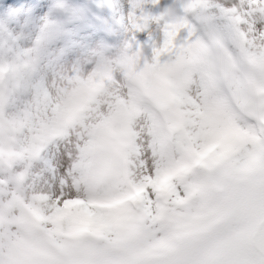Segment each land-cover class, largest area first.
Masks as SVG:
<instances>
[{
  "label": "snow or ice",
  "instance_id": "snow-or-ice-1",
  "mask_svg": "<svg viewBox=\"0 0 264 264\" xmlns=\"http://www.w3.org/2000/svg\"><path fill=\"white\" fill-rule=\"evenodd\" d=\"M0 3V264H264V0Z\"/></svg>",
  "mask_w": 264,
  "mask_h": 264
},
{
  "label": "rangeland",
  "instance_id": "rangeland-1",
  "mask_svg": "<svg viewBox=\"0 0 264 264\" xmlns=\"http://www.w3.org/2000/svg\"><path fill=\"white\" fill-rule=\"evenodd\" d=\"M99 1V2H98ZM115 1V0H114ZM120 1V5L116 4V2L114 4H110L111 7L109 5V1L107 2V0H96L97 3H99V10H102V15L101 17H99L98 19L95 17V11H88L86 13L82 12V19H84L85 21H87L89 24L93 25L95 24L94 20H98L100 23L98 25H96L97 29H95L94 33H92V39L95 42V45H99L100 43H105V44H111L114 47L115 46H119V42L122 44V40H120L119 42L117 41V39L115 38V33L117 34H123V39L124 37L127 35V33L123 30L122 25L120 23H117V19L119 17H121V5H124V9L126 10L127 8V0H119ZM42 2L47 3V4H51L53 2V0H42ZM73 3L79 5L80 7L85 4V0H72ZM3 5L2 3H0V6ZM86 9H89L88 6L84 5ZM85 9V10H86ZM47 11V8H45L43 11H41V15L39 17H43L44 12ZM6 16L8 17H12L15 16V11L13 8H10L9 5H4V9L2 11ZM112 17L116 20V30L115 32H113V34L111 35L110 38L105 39L102 36V32L104 31V28L106 27L104 24L107 23L108 18ZM36 22H39L38 20ZM86 24V23H85ZM91 28V27H90Z\"/></svg>",
  "mask_w": 264,
  "mask_h": 264
},
{
  "label": "bare ground",
  "instance_id": "bare-ground-1",
  "mask_svg": "<svg viewBox=\"0 0 264 264\" xmlns=\"http://www.w3.org/2000/svg\"><path fill=\"white\" fill-rule=\"evenodd\" d=\"M87 1H88V4H89L92 8H96L97 5H98V3L96 2V0H87ZM108 1H109V5H110V4H114L115 2H116V4L120 5V1H119V0H115V1H114V0H107V2H108ZM98 2H99V1H98ZM109 5H108V7H109ZM9 7L12 8L11 5H9ZM3 9H4V5H1V6H0V17H5V18H7L8 16H6V15L2 12ZM15 15H16V13H15ZM28 15H29L30 20L33 19L34 17H35V18H39V16L41 15V10L37 9V10L34 11V14H33V13H29ZM81 29H82V28H81ZM82 34L84 35L85 39H86L87 41L90 42V45H91V46H93V47L96 46V45H95V42H94L93 39H92L91 34L89 33V31H88L86 28L82 29ZM120 37H121V35H119V34H116V35H115V38L117 39V41L120 39Z\"/></svg>",
  "mask_w": 264,
  "mask_h": 264
}]
</instances>
